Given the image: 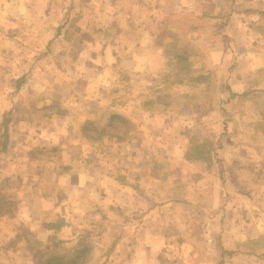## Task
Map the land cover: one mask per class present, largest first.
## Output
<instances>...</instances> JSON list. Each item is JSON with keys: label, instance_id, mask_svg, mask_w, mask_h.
Returning <instances> with one entry per match:
<instances>
[{"label": "rangeland", "instance_id": "rangeland-1", "mask_svg": "<svg viewBox=\"0 0 264 264\" xmlns=\"http://www.w3.org/2000/svg\"><path fill=\"white\" fill-rule=\"evenodd\" d=\"M257 8L0 0V264H264Z\"/></svg>", "mask_w": 264, "mask_h": 264}, {"label": "trees", "instance_id": "trees-1", "mask_svg": "<svg viewBox=\"0 0 264 264\" xmlns=\"http://www.w3.org/2000/svg\"><path fill=\"white\" fill-rule=\"evenodd\" d=\"M27 77L24 75L15 81V89L19 92L26 84ZM13 121L12 112H6L3 115V119L0 123V165L2 162V156L7 153L10 147V124Z\"/></svg>", "mask_w": 264, "mask_h": 264}, {"label": "crops", "instance_id": "crops-1", "mask_svg": "<svg viewBox=\"0 0 264 264\" xmlns=\"http://www.w3.org/2000/svg\"><path fill=\"white\" fill-rule=\"evenodd\" d=\"M256 10H259V12L257 13V15L259 17H263L264 18V8H257ZM241 94H243V93H241Z\"/></svg>", "mask_w": 264, "mask_h": 264}]
</instances>
